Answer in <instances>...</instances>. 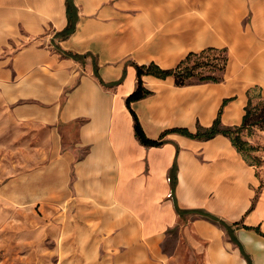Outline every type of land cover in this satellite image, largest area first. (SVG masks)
I'll return each instance as SVG.
<instances>
[{"label": "crops", "instance_id": "obj_1", "mask_svg": "<svg viewBox=\"0 0 264 264\" xmlns=\"http://www.w3.org/2000/svg\"><path fill=\"white\" fill-rule=\"evenodd\" d=\"M73 3L75 30L61 37L66 0H0L5 187L18 152L20 197L51 207L68 264H264L263 177L223 135L142 145L126 105L135 66L173 42L228 44L225 82L176 87L146 75L151 94L130 107L152 140L195 134L220 110L224 126H239L248 92L264 99V0Z\"/></svg>", "mask_w": 264, "mask_h": 264}, {"label": "rangeland", "instance_id": "obj_2", "mask_svg": "<svg viewBox=\"0 0 264 264\" xmlns=\"http://www.w3.org/2000/svg\"><path fill=\"white\" fill-rule=\"evenodd\" d=\"M124 10L126 11V9ZM238 27L241 32L245 31L247 23L242 22L238 24ZM210 48L215 51L206 52L198 61L192 58L186 64L189 68L195 67L196 69L194 76L186 80L184 86L221 84L228 78L229 64L231 63L228 44L223 46L206 45L198 50H189L179 47L173 42L171 52L157 56L154 64L159 66L158 63L161 62L168 66L167 68L161 67L162 69H174L189 53H200ZM225 60H227L226 66L223 69ZM197 62L198 65H196ZM238 67L242 68V65H238ZM208 75L220 77L223 80L219 83L200 81L202 77ZM169 78L175 85V78L173 76ZM251 95L253 104H257L260 101L258 89H254ZM242 139L256 147L257 151L253 153V156L257 157L259 165L254 168L257 174L264 179V131L253 128L250 133L244 132ZM18 161L19 153L13 152L10 187H5V184L10 182H5L2 177L3 165H0V264H68L61 261V259H66V256L63 257V253L67 251V246L63 244L66 242L64 240L66 234L62 229L58 231L59 223L57 220H53L51 207L45 209L37 205L35 199L20 197L21 183L18 177L20 167L15 165ZM58 234H60L59 239Z\"/></svg>", "mask_w": 264, "mask_h": 264}, {"label": "trees", "instance_id": "obj_3", "mask_svg": "<svg viewBox=\"0 0 264 264\" xmlns=\"http://www.w3.org/2000/svg\"><path fill=\"white\" fill-rule=\"evenodd\" d=\"M67 7V19L68 25L67 27L60 33L61 37H66L74 32L76 22H77V8L75 7L73 0H66ZM215 51V49H207L203 50L200 53H189L186 58L181 61L174 69H161L154 63H150L149 65H141L135 66L136 69V77L137 84L135 91L128 96L126 99V105L130 110V113L133 118L134 123V133L137 140L144 146L154 147L160 146L164 143V136L169 133H178L190 138L199 139V140H209L211 138L216 137L217 135H223L229 138L233 147L237 150V152L243 157V159L252 167L257 168L259 165V160L256 156H253V153L257 151L256 147L250 145L247 141L242 139V134L244 132H249L253 128H259L264 131V99H260L257 104H253L251 91L248 92V102L245 106V113L242 118V123L239 126H224L221 123V110L219 111L217 117L215 118L213 124L210 127L204 128L199 126L197 128V132L192 134L188 131L187 128H178L172 131L166 132L162 135V137L158 140H152L147 137L145 134L141 123L139 121L136 113L131 109L130 105L133 102H137L142 100L150 95V91L147 90L143 86L142 78L146 75H152L161 79H166L167 77L173 76L175 78L176 86H184L186 84V80L192 78L194 76L195 67H188L186 64L194 58L195 60H199L204 56L206 52ZM226 61L224 62V67L226 66ZM199 63L197 62L196 65ZM195 65V66H196ZM223 80V78L215 77L212 75L204 76L200 79V81H209L213 83H219ZM227 100L224 101V103ZM171 181H174L171 179ZM211 217L209 215H206ZM215 220L219 221L215 218Z\"/></svg>", "mask_w": 264, "mask_h": 264}, {"label": "bare ground", "instance_id": "obj_4", "mask_svg": "<svg viewBox=\"0 0 264 264\" xmlns=\"http://www.w3.org/2000/svg\"><path fill=\"white\" fill-rule=\"evenodd\" d=\"M146 1V0H145ZM148 1V0H147ZM152 1V0H151ZM223 1V0H222ZM192 3V2H191ZM196 3V2H195ZM141 5V4H140ZM210 8V7H209ZM193 20V19H192ZM193 23V22H192ZM194 24V23H193ZM197 24V23H196ZM194 24V26L196 25ZM205 24V23H204ZM215 25V24H214ZM193 28V27H192ZM195 28V27H194ZM187 30V29H186ZM195 31L197 32V30L195 29ZM206 33V32H205ZM132 34V33H131ZM186 40V39H185ZM191 43V42H190ZM192 46V45H191ZM193 47V46H192Z\"/></svg>", "mask_w": 264, "mask_h": 264}, {"label": "built area", "instance_id": "obj_5", "mask_svg": "<svg viewBox=\"0 0 264 264\" xmlns=\"http://www.w3.org/2000/svg\"><path fill=\"white\" fill-rule=\"evenodd\" d=\"M170 180V179H169Z\"/></svg>", "mask_w": 264, "mask_h": 264}]
</instances>
